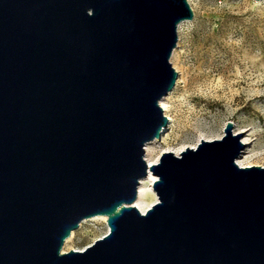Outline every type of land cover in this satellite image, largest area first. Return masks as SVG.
Listing matches in <instances>:
<instances>
[{"label":"water","instance_id":"95a60500","mask_svg":"<svg viewBox=\"0 0 264 264\" xmlns=\"http://www.w3.org/2000/svg\"><path fill=\"white\" fill-rule=\"evenodd\" d=\"M192 19L188 0H0V264H264V168L234 163L231 124L143 159ZM148 171L158 202L141 214ZM96 216L108 233L62 254Z\"/></svg>","mask_w":264,"mask_h":264},{"label":"rangeland","instance_id":"374dc122","mask_svg":"<svg viewBox=\"0 0 264 264\" xmlns=\"http://www.w3.org/2000/svg\"><path fill=\"white\" fill-rule=\"evenodd\" d=\"M188 3L193 19L179 26L169 60L178 74L164 100L173 123L162 142L152 141L151 159L221 140L231 124V137L242 135L234 163L264 168V0ZM107 233L101 219L81 222L62 253L83 251Z\"/></svg>","mask_w":264,"mask_h":264},{"label":"bare ground","instance_id":"6f19581e","mask_svg":"<svg viewBox=\"0 0 264 264\" xmlns=\"http://www.w3.org/2000/svg\"><path fill=\"white\" fill-rule=\"evenodd\" d=\"M182 23H184V22H182ZM182 23L179 24L180 27L182 26ZM179 26H178V28H179ZM164 100H167L166 97H164L159 102V106L162 109L163 113H165V117L167 118V126L164 128V130H162L161 137L159 139L153 140L155 142H160V141L162 142L163 138L165 137V135H164L165 132L167 131V129L173 123V118L170 115L166 114L169 111V107L166 105V102H164ZM221 141H222V139H221ZM152 144H154V142L153 143H152V141L148 142L145 145V147H144L145 158L147 157V160L145 161V163L147 165V168H150V167L155 166V165L158 164V163L156 164V160L154 161V160L151 159L152 158V153H153V148L151 147ZM194 150H196V148H194ZM180 152L177 153L178 156H176V157L180 156V154H181ZM236 164L240 168H248L247 166H242L240 162H237ZM252 167H258V166H252ZM261 168H263V167H261ZM157 180H158V177L154 176L151 171H148L147 177H145V178H143V179H141L139 181L137 198L134 201V203L131 205L139 213L144 214L148 209H150L154 204H156L158 202V197L156 196V193L153 190V184ZM96 219H101L104 222H106V217H104V216H96V217L89 218L87 220H83L82 223L86 222L88 220H92L93 221V220H96ZM72 238H73V232L71 233L70 237L66 239L65 242H68Z\"/></svg>","mask_w":264,"mask_h":264}]
</instances>
